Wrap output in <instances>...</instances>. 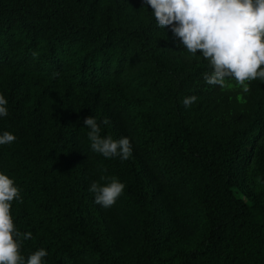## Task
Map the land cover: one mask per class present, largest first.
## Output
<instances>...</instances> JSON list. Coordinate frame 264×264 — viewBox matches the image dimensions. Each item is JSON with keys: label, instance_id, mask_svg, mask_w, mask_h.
Segmentation results:
<instances>
[{"label": "trees", "instance_id": "obj_1", "mask_svg": "<svg viewBox=\"0 0 264 264\" xmlns=\"http://www.w3.org/2000/svg\"><path fill=\"white\" fill-rule=\"evenodd\" d=\"M210 71L143 0H0V134L16 136L0 172L20 190L17 231L32 234L21 255L264 264V81L244 93L208 85ZM90 115L102 136L130 139L128 160L91 150ZM102 176L125 184L110 208L89 191Z\"/></svg>", "mask_w": 264, "mask_h": 264}, {"label": "clouds", "instance_id": "obj_2", "mask_svg": "<svg viewBox=\"0 0 264 264\" xmlns=\"http://www.w3.org/2000/svg\"><path fill=\"white\" fill-rule=\"evenodd\" d=\"M150 6L156 24L170 28L174 37L191 54L199 51L209 62L210 72L203 74L204 81L221 88L234 80L244 93L249 83L264 81V0H143ZM35 55V53L33 54ZM54 75H56L54 73ZM197 97H185L184 106L190 107ZM8 101L0 94V117L8 115ZM90 129L88 139L91 150L105 158L132 156L128 137L113 139L102 136L101 127L92 115L84 118ZM103 124L110 123L108 118ZM16 136L9 131L0 134V145L11 144ZM108 183L92 182L89 191L94 202L104 208L112 207L123 193L125 184L116 177H101ZM259 180V178H257ZM22 202L20 190L13 179L0 172V264H43L48 255L44 248L21 255V245L32 234L17 231L11 215L12 202Z\"/></svg>", "mask_w": 264, "mask_h": 264}]
</instances>
